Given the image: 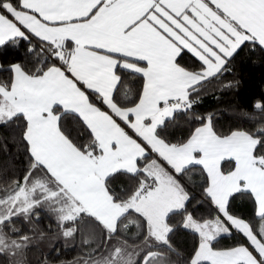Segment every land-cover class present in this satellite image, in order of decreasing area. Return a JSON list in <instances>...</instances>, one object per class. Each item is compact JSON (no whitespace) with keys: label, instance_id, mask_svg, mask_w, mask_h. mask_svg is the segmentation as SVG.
<instances>
[{"label":"snow or ice","instance_id":"6c2138e0","mask_svg":"<svg viewBox=\"0 0 264 264\" xmlns=\"http://www.w3.org/2000/svg\"><path fill=\"white\" fill-rule=\"evenodd\" d=\"M9 47H23L27 63L0 62V73H7L0 78V127L22 125L20 141L30 161L37 158L41 130L52 122L73 143L63 131L65 119L75 120L94 141L91 150L79 146L84 155L103 156L106 150L89 119L99 115L144 149L135 172L118 168L105 181L120 172L143 175V161L152 155L179 185L181 206L172 211L182 213L179 227L195 238L191 251L174 245L169 237L176 229L166 218L164 238L152 237L155 251L149 243L147 250L129 253L124 264H264V99L244 113L252 118L251 130L221 134L211 114L195 111L208 85L234 86L222 77L242 50L264 52V0H0V50ZM186 55L192 63L184 61ZM125 72L141 86L126 83ZM181 117L199 126L173 142L168 129ZM137 124L165 148L190 153L187 163L179 168L169 163ZM221 146L233 154L221 157L217 179L206 161ZM109 147L115 151L118 142ZM47 167L40 161L29 175ZM245 197L253 219L232 210L233 201ZM202 204L212 212L198 215ZM83 214L93 215L105 239L117 235L118 229L95 214ZM223 238L235 243L217 247Z\"/></svg>","mask_w":264,"mask_h":264},{"label":"trees","instance_id":"16d2710c","mask_svg":"<svg viewBox=\"0 0 264 264\" xmlns=\"http://www.w3.org/2000/svg\"><path fill=\"white\" fill-rule=\"evenodd\" d=\"M184 61L192 63L187 55ZM0 62L5 66L15 62L27 63L24 48L0 50ZM229 67L231 71L222 79L234 82V86L223 89L215 82L208 85L195 108L200 115L211 114L212 123L221 134L234 129H253L252 118L244 113H251L254 102L264 99V52L245 48ZM123 75L126 83L134 89L141 86L142 81L138 77L126 72ZM6 76L7 73H0V78ZM196 126H199L198 121L186 122L181 117L176 126L168 129V139L179 141ZM21 131L22 125L0 127V264H96L97 260L105 259L107 264H124L129 253L147 250L149 243L153 244L155 251L154 235L148 222L145 223V216L137 210L127 209L120 216L115 226L117 235L111 240L105 239V230L93 215L83 214L89 212H78L72 216L78 217L75 220L65 217L64 204L69 196L44 168L29 175L38 162L30 161L25 154L20 141ZM63 131L77 149L86 144L91 150L94 141L75 120L65 119ZM151 157L149 155L143 161V175L131 176L120 172L104 180L112 199L115 197L117 203L124 204L139 195L145 186L152 184L149 170L158 161L151 160ZM22 188L29 192L28 206L14 201V196ZM193 192L198 199L199 186ZM232 210L253 219V205L246 197L233 201ZM196 211L198 215H208L212 209L208 204H202ZM166 218L167 225H173L176 229L169 237L174 245L181 251H191L195 238L179 227L183 220L182 213L171 211ZM233 243L234 239L223 238L217 247H229ZM173 261H176L175 257Z\"/></svg>","mask_w":264,"mask_h":264},{"label":"crops","instance_id":"0c3cea01","mask_svg":"<svg viewBox=\"0 0 264 264\" xmlns=\"http://www.w3.org/2000/svg\"><path fill=\"white\" fill-rule=\"evenodd\" d=\"M71 102L72 98H66ZM90 122L96 129L99 143L105 148V154L99 158H89L79 149L60 136L54 129V122L41 130L36 147L38 163L43 161L48 167L47 171L58 181L61 188L69 196L65 201V217H72L80 211H87L98 216L109 228L115 227L117 220L127 209H134L147 218L152 235L163 239L167 231L166 215L173 209L181 206V197L178 195L179 185L172 179L167 166L152 156L154 162L149 171L152 184L145 186L140 194L124 204L113 203L107 191L104 180L109 173L118 168L136 171V157L142 155L144 149L128 139L123 132L111 125L104 117L96 115L90 117ZM138 131L148 137L153 148L157 149L167 161L177 168L187 163L189 154L177 153L165 148L155 141L147 130L136 125ZM112 140L118 142L115 151L109 145ZM221 146L206 162L213 170L214 177L219 179V162L222 156L233 154V150L225 151ZM242 166L246 157L243 148L239 150ZM151 161V162H153ZM242 170V169H241ZM240 172L237 173L239 175ZM225 183L230 184L231 181Z\"/></svg>","mask_w":264,"mask_h":264},{"label":"rangeland","instance_id":"374dc122","mask_svg":"<svg viewBox=\"0 0 264 264\" xmlns=\"http://www.w3.org/2000/svg\"><path fill=\"white\" fill-rule=\"evenodd\" d=\"M15 200L14 201H20L21 204H25V206H28L30 204V199H29V192L27 189L22 188L20 191L16 193L14 196Z\"/></svg>","mask_w":264,"mask_h":264}]
</instances>
